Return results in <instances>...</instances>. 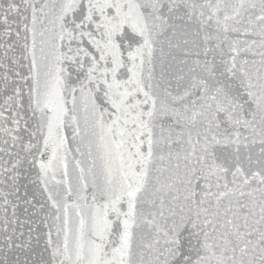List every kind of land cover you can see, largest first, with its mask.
I'll list each match as a JSON object with an SVG mask.
<instances>
[{
	"label": "snow or ice",
	"instance_id": "1",
	"mask_svg": "<svg viewBox=\"0 0 264 264\" xmlns=\"http://www.w3.org/2000/svg\"><path fill=\"white\" fill-rule=\"evenodd\" d=\"M0 264H264V0H0Z\"/></svg>",
	"mask_w": 264,
	"mask_h": 264
}]
</instances>
